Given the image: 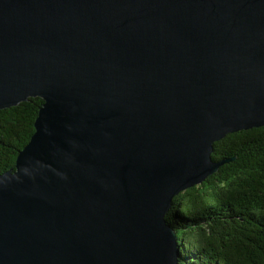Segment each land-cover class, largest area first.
Wrapping results in <instances>:
<instances>
[{
  "label": "water",
  "instance_id": "obj_1",
  "mask_svg": "<svg viewBox=\"0 0 264 264\" xmlns=\"http://www.w3.org/2000/svg\"><path fill=\"white\" fill-rule=\"evenodd\" d=\"M30 98L0 264H179L173 199L264 127V0H0V110Z\"/></svg>",
  "mask_w": 264,
  "mask_h": 264
},
{
  "label": "trees",
  "instance_id": "obj_2",
  "mask_svg": "<svg viewBox=\"0 0 264 264\" xmlns=\"http://www.w3.org/2000/svg\"><path fill=\"white\" fill-rule=\"evenodd\" d=\"M43 103L30 98L0 110V175L15 167ZM212 160L223 165L176 196L166 217L179 264H264V127L227 135Z\"/></svg>",
  "mask_w": 264,
  "mask_h": 264
}]
</instances>
